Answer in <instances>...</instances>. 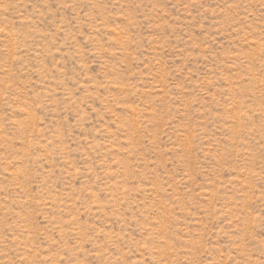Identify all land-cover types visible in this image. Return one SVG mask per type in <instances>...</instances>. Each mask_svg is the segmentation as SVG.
<instances>
[{
	"label": "rangeland",
	"instance_id": "1",
	"mask_svg": "<svg viewBox=\"0 0 264 264\" xmlns=\"http://www.w3.org/2000/svg\"><path fill=\"white\" fill-rule=\"evenodd\" d=\"M0 264H264V0H0Z\"/></svg>",
	"mask_w": 264,
	"mask_h": 264
}]
</instances>
